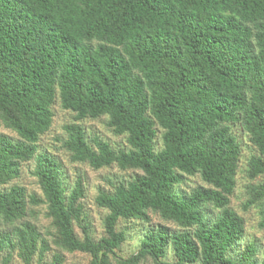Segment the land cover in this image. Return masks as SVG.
<instances>
[{"label": "trees", "instance_id": "obj_1", "mask_svg": "<svg viewBox=\"0 0 264 264\" xmlns=\"http://www.w3.org/2000/svg\"><path fill=\"white\" fill-rule=\"evenodd\" d=\"M55 98L75 120L105 118L126 141L118 149L99 137L89 143L79 123H67L62 148L72 162L137 172L97 191L107 211L97 241L82 179L67 192L60 165L37 154ZM236 124L256 149L247 205L259 204L264 229V0H0V127L17 137L0 134L1 263L15 255L22 264H63L59 252L44 261L55 247L88 254V264H264L229 207L241 154ZM32 160L42 199L12 183ZM183 175L207 187L180 190ZM42 203L45 234L27 219L35 216L29 205ZM151 215L177 229L155 224L118 258L119 222Z\"/></svg>", "mask_w": 264, "mask_h": 264}, {"label": "rangeland", "instance_id": "obj_2", "mask_svg": "<svg viewBox=\"0 0 264 264\" xmlns=\"http://www.w3.org/2000/svg\"><path fill=\"white\" fill-rule=\"evenodd\" d=\"M51 111L53 113V121L50 129L45 134L41 135L38 142L36 143L37 154L45 153L56 160L60 165V170L63 173L64 186L67 192L73 186L75 180L80 177L82 179L85 196L81 200L86 220L89 223V231L94 241L99 240L104 236L103 219L107 211L96 205L94 199L99 189L110 190L111 185L121 180L131 179L137 172L121 170L116 166H111L101 169H92L85 163H75L69 158V154L62 148V141L65 139V132L63 126L70 122L79 123L85 132L87 141L91 143L94 137H99L107 141L114 149L126 147V141L124 136L114 134L106 126L105 118H85L82 120H75L74 114L69 110H64L60 106L58 98H55L51 105ZM231 131L236 140L240 145V160L235 177V187L232 194L229 196V207H231L237 214H239L244 221V238L254 239L258 244L259 253L258 259L261 261L264 258V229L259 228L258 222L260 220L261 208L259 204L247 205L248 199L250 198L248 188L258 180H251L248 178L247 161L249 158L256 154V149L250 144L248 135L236 124L231 126ZM0 134L7 135L12 140H17L15 134L9 129L0 127ZM160 134L158 132L156 138V149H160ZM34 167V161L23 163L21 166V174L18 179L12 183L23 186L26 190L27 195H34L37 198L42 199V193L37 184L36 179L32 176V170ZM207 185L201 180L198 175L188 176L183 175L181 183L177 186L180 190L190 191L194 187ZM31 212L35 213V216L29 215L27 217L32 223L36 224L38 228L45 234L50 220L45 216V204L29 205L28 207ZM213 211V212H212ZM217 210L211 209L209 216L216 215ZM164 224L158 216L151 215L149 222H141L137 220L121 221L117 228L123 230L126 239L121 244L119 251L117 252L118 258H125L129 254L135 252L138 249L139 243L143 238L144 233L154 226L155 224ZM167 227L172 230H176L177 227L171 223H165ZM75 235L78 238H82L81 230L76 224H73ZM59 252L64 257L63 264H88L90 256L81 252H67L59 250L55 247L48 253H46L44 261H49L53 253ZM166 261H172V254L167 249ZM0 264L1 261H0ZM9 264H22V262L14 255ZM32 264H37L36 259L32 261ZM112 264H116L113 262ZM139 264H152L150 259L141 261Z\"/></svg>", "mask_w": 264, "mask_h": 264}]
</instances>
